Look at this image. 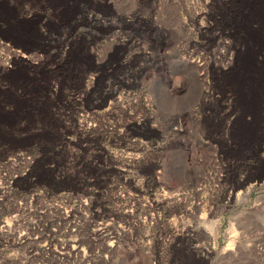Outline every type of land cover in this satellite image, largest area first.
<instances>
[{
  "label": "rangeland",
  "instance_id": "1",
  "mask_svg": "<svg viewBox=\"0 0 264 264\" xmlns=\"http://www.w3.org/2000/svg\"><path fill=\"white\" fill-rule=\"evenodd\" d=\"M0 13V264H264V0Z\"/></svg>",
  "mask_w": 264,
  "mask_h": 264
},
{
  "label": "flooded vegetation",
  "instance_id": "2",
  "mask_svg": "<svg viewBox=\"0 0 264 264\" xmlns=\"http://www.w3.org/2000/svg\"><path fill=\"white\" fill-rule=\"evenodd\" d=\"M5 12H3V14H4ZM1 14L2 13H0V33H1V31H7L8 33H9V31L12 29V28H15L14 26H13V24H9L8 22H6L2 17H1ZM13 30V29H12ZM13 34L14 35H12V38H10V40L7 38L8 36H2V38L4 39V40H9V41H19V40H21V41H27L28 39H27V37H28V35L26 36V34H24L23 32L21 33V32H16V30H14L13 31ZM12 42V43H13Z\"/></svg>",
  "mask_w": 264,
  "mask_h": 264
},
{
  "label": "bare ground",
  "instance_id": "3",
  "mask_svg": "<svg viewBox=\"0 0 264 264\" xmlns=\"http://www.w3.org/2000/svg\"><path fill=\"white\" fill-rule=\"evenodd\" d=\"M0 47L5 48L7 51L11 52V54L17 55L16 52H12L11 47H8V45H6V44H1V43H0ZM192 64H193V63H192ZM194 64H195V63H194ZM4 65H5V64H4ZM195 66H197V65H195ZM195 66H194V67H195ZM90 126H91V125H90ZM251 186H253V185H251ZM251 189H252V187H249L248 190L246 191V195H247V196L249 195Z\"/></svg>",
  "mask_w": 264,
  "mask_h": 264
},
{
  "label": "crops",
  "instance_id": "4",
  "mask_svg": "<svg viewBox=\"0 0 264 264\" xmlns=\"http://www.w3.org/2000/svg\"><path fill=\"white\" fill-rule=\"evenodd\" d=\"M124 261V260H123ZM115 264H120V261H117Z\"/></svg>",
  "mask_w": 264,
  "mask_h": 264
}]
</instances>
